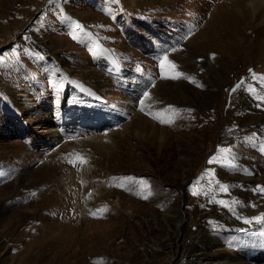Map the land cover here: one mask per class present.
Masks as SVG:
<instances>
[{
	"label": "rangeland",
	"instance_id": "374dc122",
	"mask_svg": "<svg viewBox=\"0 0 264 264\" xmlns=\"http://www.w3.org/2000/svg\"><path fill=\"white\" fill-rule=\"evenodd\" d=\"M223 1L0 0V264H264V11Z\"/></svg>",
	"mask_w": 264,
	"mask_h": 264
},
{
	"label": "snow or ice",
	"instance_id": "6c2138e0",
	"mask_svg": "<svg viewBox=\"0 0 264 264\" xmlns=\"http://www.w3.org/2000/svg\"><path fill=\"white\" fill-rule=\"evenodd\" d=\"M51 2V0H50ZM168 64L170 65L173 69L175 68L174 64H171V62L168 60L167 56H165L162 60H161V68L163 69L164 66ZM180 75H182V73H176V75H174L172 78H178ZM255 75V74H254ZM167 78V77H166ZM239 87V85L237 86ZM262 100H264V97H261ZM220 152L222 153H227L229 150L228 149H219ZM215 159V157H213L212 159H210V163ZM224 159H227V157H224ZM220 190L223 192H227L228 191V187L226 185H221ZM261 191L264 192V187L261 188ZM197 193H194V195ZM221 204H224V201H220ZM225 206L227 207V205L225 204Z\"/></svg>",
	"mask_w": 264,
	"mask_h": 264
},
{
	"label": "bare ground",
	"instance_id": "6f19581e",
	"mask_svg": "<svg viewBox=\"0 0 264 264\" xmlns=\"http://www.w3.org/2000/svg\"><path fill=\"white\" fill-rule=\"evenodd\" d=\"M213 1V0H212ZM220 1V0H219ZM225 1V0H224ZM223 1V2H224ZM222 2V1H221ZM215 3V2H214ZM218 3V2H217ZM239 3V1H238ZM207 5V4H206ZM210 5V4H209ZM214 5V4H213ZM249 6L252 7V9H254V11H257V10H262L264 11V0H249ZM229 7V6H228ZM208 9V8H207ZM213 10V8H212ZM236 10V9H235ZM177 11V10H176ZM224 11V10H223ZM262 11V12H263ZM203 13V12H202ZM213 14V13H212ZM174 15V14H173ZM178 15V14H177ZM185 15V14H184ZM186 16V15H185ZM232 16L229 14V16H227V18H231ZM252 21V20H251ZM199 26V25H198ZM235 27H236V24H235ZM264 28V27H263ZM252 31V30H251ZM261 32V31H260ZM263 34H264V29H263ZM264 37V36H263ZM262 37V38H263ZM119 123V122H118ZM121 127V126H120Z\"/></svg>",
	"mask_w": 264,
	"mask_h": 264
}]
</instances>
